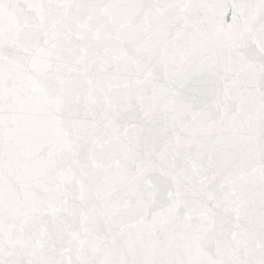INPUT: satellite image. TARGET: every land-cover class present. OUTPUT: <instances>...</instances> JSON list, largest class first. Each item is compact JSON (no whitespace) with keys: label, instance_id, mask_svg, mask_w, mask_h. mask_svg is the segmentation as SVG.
<instances>
[{"label":"snow or ice","instance_id":"snow-or-ice-1","mask_svg":"<svg viewBox=\"0 0 264 264\" xmlns=\"http://www.w3.org/2000/svg\"><path fill=\"white\" fill-rule=\"evenodd\" d=\"M0 264H264V0H0Z\"/></svg>","mask_w":264,"mask_h":264}]
</instances>
